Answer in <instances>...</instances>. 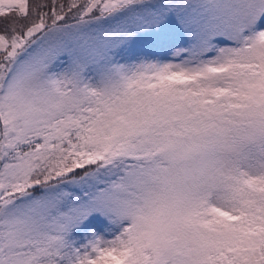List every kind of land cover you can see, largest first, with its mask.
Masks as SVG:
<instances>
[{
	"label": "snow or ice",
	"instance_id": "1",
	"mask_svg": "<svg viewBox=\"0 0 264 264\" xmlns=\"http://www.w3.org/2000/svg\"><path fill=\"white\" fill-rule=\"evenodd\" d=\"M0 264H264V0H0Z\"/></svg>",
	"mask_w": 264,
	"mask_h": 264
}]
</instances>
